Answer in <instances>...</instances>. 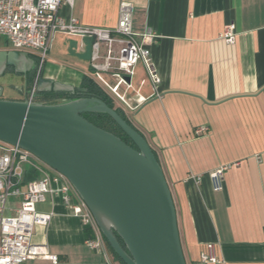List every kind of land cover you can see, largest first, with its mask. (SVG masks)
Here are the masks:
<instances>
[{
	"label": "crops",
	"instance_id": "obj_1",
	"mask_svg": "<svg viewBox=\"0 0 264 264\" xmlns=\"http://www.w3.org/2000/svg\"><path fill=\"white\" fill-rule=\"evenodd\" d=\"M121 1L74 0L61 14L115 27ZM131 1L135 30L158 35L151 54L161 81L154 84L139 62L127 103L112 99L164 170L188 264L209 243L219 259L211 264H264V0ZM229 23L237 31L232 44L222 38ZM58 34L52 47L59 41L69 59L45 76L81 86L92 77L84 70H92L90 41ZM202 127L209 129L197 132ZM221 167L223 189L216 190L209 173ZM36 208L50 219L35 226L33 242L57 262L38 257L23 264H121L109 247L87 245L94 231L59 197L48 194Z\"/></svg>",
	"mask_w": 264,
	"mask_h": 264
},
{
	"label": "water",
	"instance_id": "obj_2",
	"mask_svg": "<svg viewBox=\"0 0 264 264\" xmlns=\"http://www.w3.org/2000/svg\"><path fill=\"white\" fill-rule=\"evenodd\" d=\"M36 66L27 51L0 49V76L9 68L27 76ZM32 83L38 92L77 96L52 104L3 99L0 85V140L62 174L125 264H188L172 191L146 138L103 99L45 76L42 66ZM87 113L112 117L134 145L90 122Z\"/></svg>",
	"mask_w": 264,
	"mask_h": 264
},
{
	"label": "built area",
	"instance_id": "obj_3",
	"mask_svg": "<svg viewBox=\"0 0 264 264\" xmlns=\"http://www.w3.org/2000/svg\"><path fill=\"white\" fill-rule=\"evenodd\" d=\"M67 5L73 8L74 0H0V35L6 37L10 49L33 52L42 61L57 33L89 40L94 77L125 103L139 62L145 65L152 82L160 83L151 54L158 35L150 28L135 30L131 0L121 1L118 23L109 28L83 25L72 15L64 17L61 9ZM236 35L235 23H229L222 38L232 44ZM37 92L36 85H31L25 99L36 101ZM208 129L202 127L197 132ZM36 160L39 159L28 150L0 140V264H23L38 257L57 262V256L51 255L46 245L33 242L35 226L50 219L49 214L36 208L48 194L59 197L85 228L94 231L86 242L91 249L106 251L103 233L70 182ZM226 168L209 173L216 190L223 189ZM16 200L19 206L14 205ZM215 254L214 244L209 243L192 264L219 263Z\"/></svg>",
	"mask_w": 264,
	"mask_h": 264
},
{
	"label": "rangeland",
	"instance_id": "obj_4",
	"mask_svg": "<svg viewBox=\"0 0 264 264\" xmlns=\"http://www.w3.org/2000/svg\"><path fill=\"white\" fill-rule=\"evenodd\" d=\"M57 35L59 34L57 33ZM61 36H66V34L61 33ZM60 45H61L60 42L56 41L53 44V47L51 46L49 52L44 58V61H42L41 57H39L35 53L29 52V54L32 57H34V60L36 61L37 66L35 69L38 70V68L42 66L43 74L45 75L49 66H52V65L59 66L62 62H66V59H69V56L63 55L59 51ZM9 48H10V44L7 41L6 37L0 35V49H9ZM84 68H85L84 70L88 74H90V76L94 77V75H91L90 73L92 72L91 69L87 68V66H85ZM139 68H141V66H139ZM147 75H148V72H147ZM109 80L111 83L112 80L111 79ZM98 83L112 96L110 89L107 86L100 83L99 81ZM0 85L3 87V94H2L3 99L4 98L5 99H13V98L23 99L27 95V89H29V87L31 86V85L28 86L27 76H25L24 74L16 73L14 72V70H8L5 73H3L2 76H0ZM36 162L42 167L48 168L46 167V164H44L42 161L36 160Z\"/></svg>",
	"mask_w": 264,
	"mask_h": 264
},
{
	"label": "trees",
	"instance_id": "obj_5",
	"mask_svg": "<svg viewBox=\"0 0 264 264\" xmlns=\"http://www.w3.org/2000/svg\"><path fill=\"white\" fill-rule=\"evenodd\" d=\"M10 69L13 70V68H10ZM35 72H36V69H34L32 72H30L29 73L30 75L28 74L29 81H31V76H32L31 74H33ZM81 87L86 88L88 90L89 94L103 99L109 106L115 108L112 96L109 93H107L104 90V88L93 77L84 76L83 80H82V83H81ZM76 96L77 95H70L68 93H62V92L61 93H55V92L42 93V92H38V95H37L35 100L39 101V102H42V103L52 104V103H59V102L65 101V100H68V99H70L72 97H76ZM23 99H25V98H23ZM115 110H117L127 120L126 115L123 112V110H121L119 108H115ZM84 116L90 122H92L93 124L97 125L98 127L114 133L115 135H117L118 137H121L123 140H125L127 143L131 144L132 146L134 145L132 143L131 139L126 136V134L118 126V124L115 122V120L112 117H110L109 115H107V114H99V113H87V114H84ZM120 241L122 242L121 239H120ZM106 242H107V240H106ZM107 244H108L109 249L113 253L115 259H117L121 264H125L119 258V256L114 252V250L111 248V246H110V244L108 242H107Z\"/></svg>",
	"mask_w": 264,
	"mask_h": 264
},
{
	"label": "flooded vegetation",
	"instance_id": "obj_6",
	"mask_svg": "<svg viewBox=\"0 0 264 264\" xmlns=\"http://www.w3.org/2000/svg\"><path fill=\"white\" fill-rule=\"evenodd\" d=\"M8 70H11V69L9 68V69H7V71H8ZM37 73H38V70H36L35 73L31 74V75H32V76H31V81H29V79H28L29 76L27 75L28 86H29V85H33L32 80H33L34 76H35ZM29 75H30V74H29ZM30 87H31V86H30ZM30 87H29V88H30ZM28 90H29V89H27V91H28ZM37 95H38V92H37ZM37 95H36V97H37Z\"/></svg>",
	"mask_w": 264,
	"mask_h": 264
}]
</instances>
